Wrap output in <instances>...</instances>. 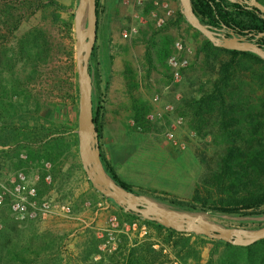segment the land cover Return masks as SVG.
Wrapping results in <instances>:
<instances>
[{
  "label": "rangeland",
  "instance_id": "1",
  "mask_svg": "<svg viewBox=\"0 0 264 264\" xmlns=\"http://www.w3.org/2000/svg\"><path fill=\"white\" fill-rule=\"evenodd\" d=\"M55 1L66 8V11L59 13L61 19L73 15V28L70 34L67 35L64 30L59 29V25L51 23V13L55 11L52 8L34 15H25L15 32V36H21L33 28L46 31L53 43V52L47 62H40L33 68L24 57L19 59L16 55L12 61L11 55H4L12 47L11 44L0 48L2 49L0 83L3 80L7 83L4 89L0 87V115L4 123L13 116L19 118L22 121L20 127L26 133L30 127H37L35 131H38L39 127L44 126L51 133L62 134L63 139L71 145L70 151L60 167L56 165L49 171L50 184L44 180L37 188L40 197L53 202H67L76 213L83 211L81 201L85 198L92 202L93 216L90 217H98L101 213L107 214L103 228L106 229L110 217L120 221L116 216L119 210L114 204L111 209L104 203V200L109 198L94 189L81 168L78 132L79 92L75 101L73 93L68 91L67 87L61 89L59 84L60 80L65 79L61 74L65 59L62 55L63 48L71 44L76 70L74 15L79 0ZM163 1L175 10V21L162 29L145 28L130 38H123L121 35V31L128 23L130 8L122 4V0L99 2V27L94 59L99 65L103 102L99 144L118 176L133 186L137 195H143L167 210L186 213L174 209L162 200L169 198L189 200L197 187L199 196L205 197L206 192L200 183L201 177L215 166L226 143L215 128L204 132L194 130L188 119L178 110L181 98L189 91H197L208 78L203 77L198 82L190 69L192 65L201 62L202 58L197 56L199 55L197 48L204 37L201 34L196 35L185 19L177 20L178 12L181 13L180 0ZM85 29L86 16L81 21L79 34L84 35ZM177 38L189 40L194 51L190 66L184 70L180 83L171 80L166 66V59L173 52L172 43ZM164 41L169 43L168 52L164 59H158ZM214 55H221L217 61L219 64L225 62L229 54L217 52ZM217 63L212 72V79L218 74ZM126 66L135 72L138 79V87L133 91V95L127 92L124 83L123 72ZM191 83L194 86L189 89ZM156 94L160 97L158 102L153 101ZM135 98L145 102L148 107L144 116L146 124L143 127L137 126L129 116L128 109ZM167 106L171 107V110H167ZM157 113L161 116H157ZM148 114H153L152 121L148 120ZM176 116L182 118V124L176 125L172 122ZM21 117L28 121H23ZM168 130L173 131L177 140L186 143L184 149L171 145L165 136ZM56 134L52 140L57 138ZM72 149L75 152H72ZM12 166L13 171H17L18 168ZM64 167L65 172L62 171ZM45 175L43 173L41 177L44 178ZM186 214H193L218 227L242 228L247 232L264 226V216L226 215L213 211ZM143 220L145 219L140 217L132 222L141 225ZM101 233L106 234L95 222L88 223L85 216L79 219L19 218L10 212L6 201L0 211V256L3 258L1 264H115L118 258L112 257L119 243L117 239L119 234H113L116 238L113 244L105 242L103 237L99 238L97 235ZM134 234H137L139 239L147 235L149 241L162 243V239L156 233L144 226L139 229V233L133 232V235H130L131 239L135 237ZM198 236V245L195 249L196 251L198 249L200 255L199 264H205L210 258L213 249L211 240L214 239ZM165 250L168 254V249ZM220 250L223 248L220 247ZM13 255H21L22 259H12ZM218 255V252H214L213 260ZM189 263L171 255L164 262V264Z\"/></svg>",
  "mask_w": 264,
  "mask_h": 264
},
{
  "label": "trees",
  "instance_id": "2",
  "mask_svg": "<svg viewBox=\"0 0 264 264\" xmlns=\"http://www.w3.org/2000/svg\"><path fill=\"white\" fill-rule=\"evenodd\" d=\"M256 1L264 6V0ZM99 2L100 0H96V42L88 61L92 83V118L98 143L101 138L103 119L99 65L94 61L99 27ZM242 3L241 0H190L196 17L213 31L220 32L225 29L234 33L247 32L253 37L264 33L262 14ZM49 8L55 10L51 13V23L59 25V29L64 30L67 35L70 34L73 28V15L71 14L67 19H61L59 13L66 11V8L55 0H0V48L8 43L12 45L8 52L3 53L4 55H11L12 61L15 60L16 55L19 59L24 57L33 68L40 62L48 61L53 52V43L46 31L33 28L21 36H15V32L25 15H34ZM177 16L178 21L181 19L184 21L181 13L178 12ZM194 31L196 35L201 36L198 31ZM168 45L169 43L164 41L158 59L166 57ZM217 52L229 54L227 60L218 64L217 61L221 55H214ZM197 53L198 58L202 59L198 65L190 67L194 72V79L199 82L203 77L208 78L197 91H189L181 98L178 110L197 132L217 129L224 137L226 146L215 166L201 177L200 183L206 192L205 197L199 196V187H197L189 200L169 198L162 201L186 213L213 211L226 215L262 217L264 216V60L250 52L214 47L205 38L198 43ZM62 55L65 59L61 74L65 79L59 81L60 88L67 87L76 101L78 88L72 44L63 48ZM216 63L218 74L215 79H212ZM123 77L126 90L131 95L138 87L137 75L129 66H126ZM193 86L194 84L191 83L189 89ZM147 111V104L138 98L130 103L128 109L134 123L142 127L146 124L144 116ZM21 119L24 118L21 117ZM1 124V132H3L5 126ZM36 128L30 127L28 130ZM39 128L35 131L37 141L40 142L38 150H41L48 162L60 167L71 145L63 139L61 133H51L44 126ZM7 134L11 135L12 131L9 130ZM55 134L57 138L48 140ZM99 150L107 177L117 185L137 194L133 186L118 176L105 157L100 144ZM26 158L29 160L31 157L27 155ZM110 201L113 202L111 199ZM114 205L119 210L116 216L121 222L132 223L133 220L141 217L134 212L124 211L116 203ZM142 226L156 233L162 239V243L149 241L147 235L139 239L138 235L134 234L135 237L131 239L125 234H119L117 237L119 243L112 257L118 258L115 264H164L169 255L184 262L189 261V264L200 263L198 249L197 251L195 249L198 245V235L177 232L149 220H143L136 232L139 233ZM211 242L213 249L205 264H264V239L248 246H236L214 240ZM220 247L223 250L219 251ZM165 248L168 249V254L164 253ZM214 252L219 254L215 260H213ZM2 259L0 256V264ZM12 259H22V257L13 255Z\"/></svg>",
  "mask_w": 264,
  "mask_h": 264
},
{
  "label": "water",
  "instance_id": "3",
  "mask_svg": "<svg viewBox=\"0 0 264 264\" xmlns=\"http://www.w3.org/2000/svg\"><path fill=\"white\" fill-rule=\"evenodd\" d=\"M180 5L185 21L214 47L250 52L264 60V49L260 45L247 41L245 37L237 36L233 31H229V37L220 35L217 31L211 30L200 22L193 12L190 0H180ZM249 6L260 12L264 18V6L262 4L256 0H249ZM84 16H86V29L84 35H80L78 30ZM96 22V0H79L74 15L75 61L79 92V158L90 184L124 211L134 212L145 220L154 221L177 232L203 235L236 246H248L263 240L264 226L252 232H247L242 228L218 227L193 214L167 210L143 195H137L126 190L107 177L101 163L98 137L92 118V83L88 68V61L96 42ZM261 36H264V33L256 35L255 38Z\"/></svg>",
  "mask_w": 264,
  "mask_h": 264
},
{
  "label": "built area",
  "instance_id": "4",
  "mask_svg": "<svg viewBox=\"0 0 264 264\" xmlns=\"http://www.w3.org/2000/svg\"><path fill=\"white\" fill-rule=\"evenodd\" d=\"M122 4L130 8L128 23L121 31L123 38L135 36L148 27L162 29L175 21V10L163 0H122ZM172 50V54L166 59V66L171 80L174 83H180L184 70L190 66L191 56L194 51L190 41L185 38L175 39L172 43ZM159 100V95H154L153 101L158 102ZM166 109L171 110V107L167 106ZM157 116L160 117V113H157ZM147 118L152 121L154 116L153 114H148ZM172 122L180 125L182 124V118L176 116ZM165 136L172 146L179 149L186 147L184 141L176 139L172 130L166 131ZM45 166L46 168L50 167L49 164ZM45 181L47 184H50V174L45 176ZM6 201L8 202L10 212L19 218H28L31 220H44L47 218L73 219V213L69 203L53 202L50 199L40 197L37 187L21 171L16 174L10 184L0 181V211ZM108 222L107 228L103 229L106 234L101 233L97 236L99 238L103 237L105 242H111L113 244L116 239L113 235L114 233L125 234L130 237L138 227L135 222H120L115 217H110Z\"/></svg>",
  "mask_w": 264,
  "mask_h": 264
},
{
  "label": "crops",
  "instance_id": "5",
  "mask_svg": "<svg viewBox=\"0 0 264 264\" xmlns=\"http://www.w3.org/2000/svg\"><path fill=\"white\" fill-rule=\"evenodd\" d=\"M0 84V87L4 89L5 84L7 83L3 80ZM17 114L19 115V112H17ZM21 122L22 121L19 118L14 116L13 118L6 120L5 123L4 121L0 122V181L10 184L14 180L16 174L24 170L23 173H25L30 182L38 188L41 182L45 180V177L42 178L41 175L43 173L46 175L50 174L49 171L55 164L48 162L46 157L42 155L41 150H38V146L40 145L38 143L40 142L37 141L35 130H29L28 133H26V131L20 127ZM1 123L5 126L3 132H1ZM29 124L31 125V123ZM9 130L12 131L11 135L7 134ZM52 138L53 135H51L48 140H52ZM71 151L75 152L73 149ZM27 155L31 157L29 160L26 158ZM48 164L50 167L46 168L45 165ZM12 165H15V168H18L17 171H13L14 167ZM62 171L65 172V167ZM81 202L83 211H78L76 213L72 209L73 219H79L81 216H85V218L88 219V223L95 222V224L103 230L107 214L101 213L98 217H95L96 219L90 217L91 215L93 216L91 211L92 202L85 200V198H82ZM104 203L113 209L114 203L109 199H105ZM94 216H96L95 213Z\"/></svg>",
  "mask_w": 264,
  "mask_h": 264
},
{
  "label": "flooded vegetation",
  "instance_id": "6",
  "mask_svg": "<svg viewBox=\"0 0 264 264\" xmlns=\"http://www.w3.org/2000/svg\"><path fill=\"white\" fill-rule=\"evenodd\" d=\"M244 4L246 5L247 7H250L249 6V0H241ZM263 18V16H262ZM220 35H224L226 37H229V31L228 30H222L220 32H218ZM237 36L241 37V38H244L247 40V41H252L258 45H260L263 49H264V38H261V37H253L251 34H248L247 32H243V33H235Z\"/></svg>",
  "mask_w": 264,
  "mask_h": 264
}]
</instances>
